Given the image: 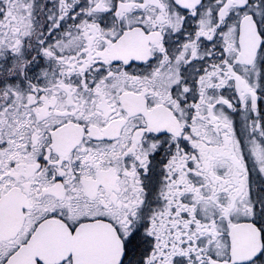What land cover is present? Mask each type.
<instances>
[{"label": "snow or ice", "instance_id": "obj_1", "mask_svg": "<svg viewBox=\"0 0 264 264\" xmlns=\"http://www.w3.org/2000/svg\"><path fill=\"white\" fill-rule=\"evenodd\" d=\"M0 264H264V0H0Z\"/></svg>", "mask_w": 264, "mask_h": 264}]
</instances>
